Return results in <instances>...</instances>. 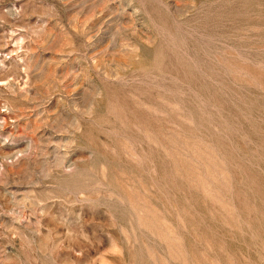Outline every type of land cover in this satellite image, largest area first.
<instances>
[{"label": "rangeland", "instance_id": "374dc122", "mask_svg": "<svg viewBox=\"0 0 264 264\" xmlns=\"http://www.w3.org/2000/svg\"><path fill=\"white\" fill-rule=\"evenodd\" d=\"M0 264H264V0H0Z\"/></svg>", "mask_w": 264, "mask_h": 264}]
</instances>
